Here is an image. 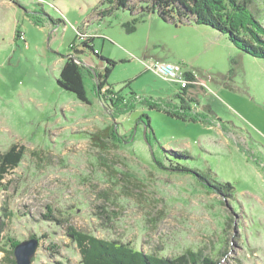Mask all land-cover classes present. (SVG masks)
<instances>
[{"label": "rangeland", "instance_id": "374dc122", "mask_svg": "<svg viewBox=\"0 0 264 264\" xmlns=\"http://www.w3.org/2000/svg\"><path fill=\"white\" fill-rule=\"evenodd\" d=\"M13 1L0 0V154L12 144L26 150L0 185V264L12 260L11 240L31 238V264H80L66 225L159 256L264 264V60L207 26H175L106 0ZM250 12L264 27V0ZM77 28L96 36L99 53L80 61L98 70L99 56L115 62L107 84L135 99L130 113L116 116L98 99L86 71L89 104L57 84ZM143 61L179 65L193 79L165 76L171 67L158 77ZM106 128L112 137L95 140ZM177 163L196 174L171 170ZM198 174L229 183L232 196ZM48 212L63 226L46 221Z\"/></svg>", "mask_w": 264, "mask_h": 264}, {"label": "trees", "instance_id": "16d2710c", "mask_svg": "<svg viewBox=\"0 0 264 264\" xmlns=\"http://www.w3.org/2000/svg\"><path fill=\"white\" fill-rule=\"evenodd\" d=\"M114 3L117 8H127L135 12L138 8L142 12L156 14L163 22L171 23L175 26L184 25L190 21L196 25H203L224 34L239 51L257 59L264 60V27L260 21L250 12L252 0H144V3H138L139 7L131 5L132 0H106ZM15 4V1H13ZM136 21L130 22L132 26ZM133 30V27H131ZM21 34L20 30H16ZM78 37L69 47V53L62 56L63 66L60 70L57 84L63 90L73 93L76 98L89 104L87 99L86 88L84 83V71L94 79V92L96 97L105 101L112 107L116 116L125 115L135 109V99H126L122 95L114 92L107 84L108 76L115 64L114 61L99 56L104 62L102 70L97 68H87L79 56L87 50L92 51L94 55L99 53L94 50V39L96 36L86 35L79 28L76 29ZM20 35L17 36V38ZM18 41V40H17ZM152 62L143 61L146 71L153 72L146 68V65ZM161 62V61H159ZM167 63V62H163ZM172 64V63H170ZM179 66V65H178ZM180 67V66H179ZM154 73V72H153ZM182 79H193L192 73H182ZM155 74V73H154ZM157 75V74H156ZM158 76V75H157ZM159 77V76H158ZM199 80V79H198ZM197 81V79H196ZM180 84L181 82H176ZM186 84V83H185ZM196 84V83H195ZM186 86V85H185ZM184 85L181 87L185 89ZM188 87V85H187ZM186 87V88H187ZM189 87H202V85H189ZM149 109H157L156 104L151 101L143 102ZM167 115L185 120L180 114L166 111ZM145 119V125L150 129L149 118L146 114L140 116ZM151 134V131H150ZM149 136V134L147 135ZM95 137V136H92ZM112 137L110 128H106L95 140L102 141V138ZM148 139V137H147ZM25 147L19 144H12L5 152L0 154V185L6 175L17 168L21 163ZM173 155L180 159H190L191 156L184 152H174ZM171 170L183 173H194L186 166L177 163ZM200 180L210 185V188L224 195L232 196V186L229 183L218 184L203 179L198 174ZM46 221L56 222L57 225L63 226L64 222L56 219L50 212L42 215ZM65 233L75 244L80 264H216L217 261L201 253L188 251L175 257L159 256L154 253H145L142 250L135 249L131 243L121 240H104L95 235L78 230L71 225L65 226ZM11 240L12 260L9 264H16L14 258V248L19 242Z\"/></svg>", "mask_w": 264, "mask_h": 264}, {"label": "water", "instance_id": "95a60500", "mask_svg": "<svg viewBox=\"0 0 264 264\" xmlns=\"http://www.w3.org/2000/svg\"><path fill=\"white\" fill-rule=\"evenodd\" d=\"M37 248V239L31 238L20 242L13 251L16 264H31Z\"/></svg>", "mask_w": 264, "mask_h": 264}, {"label": "built area", "instance_id": "2783aa9c", "mask_svg": "<svg viewBox=\"0 0 264 264\" xmlns=\"http://www.w3.org/2000/svg\"><path fill=\"white\" fill-rule=\"evenodd\" d=\"M22 40H24V36L21 35ZM72 45H70V48ZM171 67L173 74L171 75H165L167 77L174 78L176 80H180L182 78L181 73H180V67L178 65L170 64V63H163V62H152L149 63V65H146V68L153 71L155 74L163 78V73L166 72L167 68ZM160 69V70H159ZM163 72V73H162Z\"/></svg>", "mask_w": 264, "mask_h": 264}, {"label": "crops", "instance_id": "0c3cea01", "mask_svg": "<svg viewBox=\"0 0 264 264\" xmlns=\"http://www.w3.org/2000/svg\"><path fill=\"white\" fill-rule=\"evenodd\" d=\"M3 3L7 4L9 7L13 2H10V0H1ZM88 33V32H87ZM90 34V33H89Z\"/></svg>", "mask_w": 264, "mask_h": 264}]
</instances>
